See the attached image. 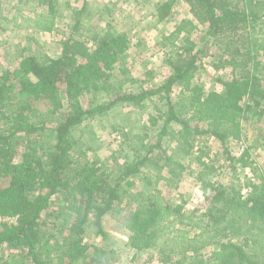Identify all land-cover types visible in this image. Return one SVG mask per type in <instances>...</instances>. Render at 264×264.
Masks as SVG:
<instances>
[{"label": "trees", "instance_id": "trees-1", "mask_svg": "<svg viewBox=\"0 0 264 264\" xmlns=\"http://www.w3.org/2000/svg\"><path fill=\"white\" fill-rule=\"evenodd\" d=\"M4 1L0 0V23ZM38 1L46 12L29 21L39 32L51 34L57 30V1ZM176 1L158 5L161 21L167 20ZM182 1L192 18L181 21L164 38L171 74L153 89L141 93L125 89L135 82L126 62L129 37L112 25L84 33L86 3L73 11L75 23L58 58L40 60L23 54L18 67L0 71V219H17L16 224H0V264H7L1 257L4 246L24 253L28 262L22 264H100L101 250L86 242L87 227L93 222L106 238V216L126 211L122 186H131V178L144 170L159 167L153 154L165 136L187 146V154L194 148L192 140L202 137L196 160L208 206L195 221L184 213L183 205H173L164 196L158 185L164 182L178 190L184 170L181 163L166 158L163 169L169 176L156 175L151 191L133 194L128 201L132 209L123 218L129 248L153 251L161 264H209L202 253L209 247H213L214 264H264L250 251L258 248L264 255V172L245 150L229 158L235 168L249 169L259 182L239 180V185L227 186L214 179L217 169L207 149L210 138L223 146L241 141L243 121L251 110L264 116V0ZM199 25L206 27V42L213 40L221 47L222 68L231 70L219 80L221 92L206 93L194 83L202 58L191 35ZM100 93L105 95L102 103L84 108L83 96ZM152 97L164 100L168 107L156 145L145 143L146 137L130 139L123 133L126 144L133 146L137 139L140 148L115 177L100 161L87 159L74 129L118 104L140 105ZM32 101L44 102L47 111L38 114ZM171 123L180 130L170 131ZM58 196L69 204L71 222L51 244L43 235V216ZM186 221L195 231L193 236L174 227L175 222Z\"/></svg>", "mask_w": 264, "mask_h": 264}, {"label": "rangeland", "instance_id": "rangeland-1", "mask_svg": "<svg viewBox=\"0 0 264 264\" xmlns=\"http://www.w3.org/2000/svg\"><path fill=\"white\" fill-rule=\"evenodd\" d=\"M56 1L57 30L51 34L39 32L34 27V23L29 21L36 15L46 12V8L41 6L38 0L4 1L3 19L0 23V71L18 67L23 54L35 56L40 60L46 56L58 58L62 53V42L70 34L75 23L73 11L80 10L86 3L89 15L83 21L84 33L91 34L105 29L107 25H112L119 32L128 35L130 46L126 62L135 82L127 85L125 89L133 93H141L162 85L168 79L171 70L166 64V55L170 50L165 46L164 38L169 36L181 21L192 18L188 6L182 0L175 2L173 12L165 21L158 18L157 7L166 0ZM191 37L197 45V50L201 51L202 58L194 83L206 93L221 92L222 86L219 80L227 78L231 72L230 68L225 69L221 66L224 58L221 47L214 44L213 40L206 42V27L202 25L198 26ZM177 93L175 89L172 95L174 103L177 102ZM104 99L103 93L85 95L82 97V104L84 108H90L102 103ZM32 103L38 114L47 111L44 102L32 101ZM167 112L166 102L159 97H152L140 105L118 104L111 111L90 119L74 129L73 135L87 159L100 161L105 168L114 173L115 177L120 166L132 162L136 150L140 148L137 139H133V146L126 144L123 133H127L130 139L134 136L146 137L145 143L156 145L165 125ZM255 113L251 110L247 119L243 121L241 141L231 140L223 146L211 138L208 140L207 149L211 151V157L214 159L212 164L217 169L214 176L216 181L227 186L236 185L239 180L241 184L259 182L249 169H242L238 165L235 168L236 164L229 158L239 157L244 148L250 151L256 166L264 172V116ZM168 129L177 132L180 126L171 123ZM200 143L202 137L194 138L192 140L194 148L190 154H187V146L183 143L171 136L163 137L161 147L153 154V158L159 162V167L156 169L152 166V170H144L142 174L131 178V186H122V206L126 211L122 214L110 213L106 216L103 224L106 238L98 233L93 222L89 224L85 239L90 246L101 250L100 264H161L157 253L153 251L139 253L129 248L130 234L125 227L123 216L132 209L128 201L133 194L144 190L151 191L156 175L169 176L168 170L163 169L165 159L168 157L184 167L179 189L168 188L164 182L158 185V189L173 205H183L186 215L193 217L195 221L200 219V215L208 206L206 193L198 181L201 168L196 157ZM148 178L151 179L150 183ZM68 206L69 204L58 196L43 216L45 222L43 235L50 239L51 244L54 239H59L65 233L71 222ZM176 218V221H179L180 217L176 216ZM2 222L16 224L17 219L0 220V224ZM188 223L186 221L184 225H179L175 222L174 227L186 232L190 231V235L193 236L195 231ZM212 251L213 247L202 251L209 264H214L211 259ZM250 251L264 260V255L258 248H251ZM90 252L93 255L92 250ZM1 257L7 264L28 262L24 253L7 246L2 248ZM89 264H99V262L93 261Z\"/></svg>", "mask_w": 264, "mask_h": 264}, {"label": "built area", "instance_id": "built-area-1", "mask_svg": "<svg viewBox=\"0 0 264 264\" xmlns=\"http://www.w3.org/2000/svg\"><path fill=\"white\" fill-rule=\"evenodd\" d=\"M244 151H245V149L243 148L241 154H242ZM241 154H240V155H241ZM0 220H1V219H0Z\"/></svg>", "mask_w": 264, "mask_h": 264}]
</instances>
